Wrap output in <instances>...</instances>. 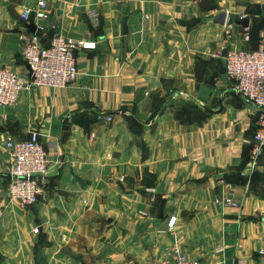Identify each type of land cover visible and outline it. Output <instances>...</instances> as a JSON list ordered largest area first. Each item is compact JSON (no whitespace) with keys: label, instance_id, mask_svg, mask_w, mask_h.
<instances>
[{"label":"crops","instance_id":"1","mask_svg":"<svg viewBox=\"0 0 264 264\" xmlns=\"http://www.w3.org/2000/svg\"><path fill=\"white\" fill-rule=\"evenodd\" d=\"M37 1L0 0V67L26 77L21 14ZM44 1L43 46L59 34L95 46L76 52L72 84L0 107V264H258L264 196L247 176L261 113L207 51L255 50L264 0ZM220 12L225 26L209 24ZM31 132L48 167L37 203L20 206L5 142Z\"/></svg>","mask_w":264,"mask_h":264},{"label":"built area","instance_id":"2","mask_svg":"<svg viewBox=\"0 0 264 264\" xmlns=\"http://www.w3.org/2000/svg\"><path fill=\"white\" fill-rule=\"evenodd\" d=\"M50 11L44 0L24 9L21 18L33 24L35 31L26 40L23 49V60L30 68V76H21L10 66L0 67V107H12L23 90L35 87L65 88L77 80L76 52L79 49H93L95 44L76 40L64 35L51 38L48 45L43 46L39 34L45 27L42 23L49 19ZM248 39V36H245ZM207 55L221 59L225 76L234 83V91L247 102L257 108L261 116L254 140H264V28L259 32V45L255 50L211 48ZM106 122L112 117L106 116ZM5 149L11 158L10 182L7 197L10 202L20 206L34 205L41 193L39 181L48 167V154L39 134L31 132L25 140L7 139ZM225 205L237 207L230 199ZM176 218L171 217L167 227L172 230ZM38 228L33 229V234ZM258 264H264V249L258 252ZM154 264H199L182 254L175 255L171 261ZM235 264H245L238 260Z\"/></svg>","mask_w":264,"mask_h":264},{"label":"rangeland","instance_id":"3","mask_svg":"<svg viewBox=\"0 0 264 264\" xmlns=\"http://www.w3.org/2000/svg\"><path fill=\"white\" fill-rule=\"evenodd\" d=\"M255 154L250 157V173L247 176L249 180V189L257 196H264V140L255 141ZM259 167L262 170H259Z\"/></svg>","mask_w":264,"mask_h":264},{"label":"water","instance_id":"4","mask_svg":"<svg viewBox=\"0 0 264 264\" xmlns=\"http://www.w3.org/2000/svg\"><path fill=\"white\" fill-rule=\"evenodd\" d=\"M208 23L209 24H212V25H217V26H220V27L225 26V23H226V13L220 12V13L216 14L215 16H213L211 19L208 20ZM236 24L239 25L242 28H247L248 27V19H246V18L239 19L236 22ZM28 29L31 32H34L35 31V27H34L33 24L28 25ZM26 68L30 72V68H29V66L27 64H26Z\"/></svg>","mask_w":264,"mask_h":264},{"label":"trees","instance_id":"5","mask_svg":"<svg viewBox=\"0 0 264 264\" xmlns=\"http://www.w3.org/2000/svg\"><path fill=\"white\" fill-rule=\"evenodd\" d=\"M253 138H254V136H253Z\"/></svg>","mask_w":264,"mask_h":264}]
</instances>
